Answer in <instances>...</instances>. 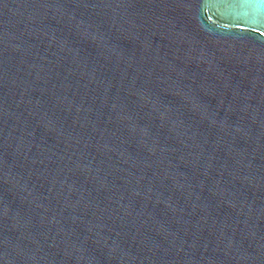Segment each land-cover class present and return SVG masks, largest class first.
I'll use <instances>...</instances> for the list:
<instances>
[{
	"label": "water",
	"instance_id": "water-1",
	"mask_svg": "<svg viewBox=\"0 0 264 264\" xmlns=\"http://www.w3.org/2000/svg\"><path fill=\"white\" fill-rule=\"evenodd\" d=\"M0 264H264V0H0Z\"/></svg>",
	"mask_w": 264,
	"mask_h": 264
}]
</instances>
